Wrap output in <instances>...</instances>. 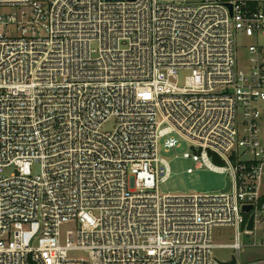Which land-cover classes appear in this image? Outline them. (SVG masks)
Wrapping results in <instances>:
<instances>
[{
    "label": "built area",
    "instance_id": "obj_1",
    "mask_svg": "<svg viewBox=\"0 0 264 264\" xmlns=\"http://www.w3.org/2000/svg\"><path fill=\"white\" fill-rule=\"evenodd\" d=\"M243 38L264 0H0V264L240 256L264 231V45ZM182 140L228 191H158Z\"/></svg>",
    "mask_w": 264,
    "mask_h": 264
},
{
    "label": "rangeland",
    "instance_id": "obj_2",
    "mask_svg": "<svg viewBox=\"0 0 264 264\" xmlns=\"http://www.w3.org/2000/svg\"><path fill=\"white\" fill-rule=\"evenodd\" d=\"M239 45L249 47L251 45H264V40H255L253 38H243ZM248 55L243 51L239 60L241 67L247 66ZM186 74L180 75V82L183 83ZM190 152V146L187 142L181 141L176 149L164 150L160 152L161 157L169 162L171 168V178L166 183L159 186L158 191L163 195H181V194H217L224 191L226 186V176L206 169H196L191 160L183 158V154ZM193 168L194 173L188 174L187 170ZM8 172V174H10ZM34 174H40L39 166L33 168ZM236 230L233 228H216L214 230V243L216 245H229L235 242ZM264 231H260L256 237L242 236L241 242L245 246L240 256L231 249L217 248L214 255L223 262L231 261L232 257L237 258L238 264L242 258L264 257V248L254 247V243L263 239Z\"/></svg>",
    "mask_w": 264,
    "mask_h": 264
},
{
    "label": "water",
    "instance_id": "obj_3",
    "mask_svg": "<svg viewBox=\"0 0 264 264\" xmlns=\"http://www.w3.org/2000/svg\"><path fill=\"white\" fill-rule=\"evenodd\" d=\"M229 6H230V5H229ZM230 8H231V6H230ZM226 184H227L226 191H228L229 188H230V183H229L228 180H226ZM251 209H252L251 207H244L243 210H244L245 212H250ZM253 229H254V217L251 216L250 219H249V222H248V230H249V231H253ZM225 264H237V259H236V257L233 256L232 259H231V261L225 262Z\"/></svg>",
    "mask_w": 264,
    "mask_h": 264
},
{
    "label": "crops",
    "instance_id": "obj_4",
    "mask_svg": "<svg viewBox=\"0 0 264 264\" xmlns=\"http://www.w3.org/2000/svg\"><path fill=\"white\" fill-rule=\"evenodd\" d=\"M240 264H264V257H255L250 259L242 258Z\"/></svg>",
    "mask_w": 264,
    "mask_h": 264
}]
</instances>
